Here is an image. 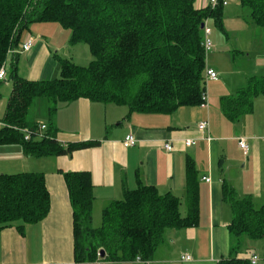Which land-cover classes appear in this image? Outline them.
I'll return each mask as SVG.
<instances>
[{
	"label": "trees",
	"instance_id": "obj_1",
	"mask_svg": "<svg viewBox=\"0 0 264 264\" xmlns=\"http://www.w3.org/2000/svg\"><path fill=\"white\" fill-rule=\"evenodd\" d=\"M241 2L250 8L251 21L264 27V0ZM224 7L198 8L195 0H0V67L9 47H18L22 33L35 22L60 23L71 30L72 43L89 44L94 56L89 66L61 59L58 78L33 80L19 73L14 55L8 67L13 88L3 118L5 125L0 129V144L20 143L25 154L36 157L71 154L96 144L81 141L66 146L56 138L58 108L79 98L149 113H172L181 106L201 105L208 56L202 45L201 24L214 17L223 27ZM260 94H264V75L252 76L236 94L221 98L222 110L229 119H239L252 112L254 99ZM39 97L50 103L43 138L34 136L39 124L28 120L29 109ZM23 129L32 131L30 140L24 139ZM187 172L186 216L180 212L176 195L160 194L155 186L142 184L107 205L99 227L92 224L95 195L91 172H66L75 259H152L167 229L198 222L199 182L192 161ZM224 197L232 208V234L264 236V205L257 206L251 195L240 196L226 182ZM51 202L44 173L0 175V228L18 221L24 225L43 220ZM219 264L252 263L250 257L232 255Z\"/></svg>",
	"mask_w": 264,
	"mask_h": 264
},
{
	"label": "crops",
	"instance_id": "obj_2",
	"mask_svg": "<svg viewBox=\"0 0 264 264\" xmlns=\"http://www.w3.org/2000/svg\"><path fill=\"white\" fill-rule=\"evenodd\" d=\"M195 3L198 8H204L209 0H195ZM55 29L61 27L57 24ZM25 31L19 45L29 35ZM41 32L37 36L28 32L35 37V43L31 50L17 54L18 71L28 79L49 80L60 71L59 50L54 53L59 44L52 45L46 36L49 32L45 29ZM208 57L206 65L219 73L217 64H211ZM262 75L264 64L232 81L219 73L218 79L206 83L208 105H185L172 113L130 111L127 105L88 98L64 103L54 118L59 142L66 146L81 141L97 142L71 154L36 157L25 154L20 143L0 144V175L42 172L52 197L50 212L43 220L24 225L18 221L0 228V263L95 264L75 259L73 208L66 172H91L95 195L92 224L107 205L122 199L126 190L142 184L155 186L160 194L176 195L181 202L180 212L186 216L189 161L195 165L199 182L198 222L189 227L167 229L163 243L149 264H219L232 255L250 257L255 251L243 248L245 235L231 233L233 213L224 197V182L240 196L251 195L257 206L264 205V94L255 97L251 113L236 120L224 114L221 98L236 94L250 77ZM6 108L5 103L4 113ZM202 121H208L207 130H199ZM129 133L135 135L137 143L126 147L123 141ZM240 137L247 138L250 147L247 154L239 146ZM188 139L196 143L186 146ZM168 141L174 145L171 151L164 147ZM234 246H240L236 252ZM186 254L192 259L183 260ZM99 262L146 264L137 258L127 261L102 258Z\"/></svg>",
	"mask_w": 264,
	"mask_h": 264
},
{
	"label": "rangeland",
	"instance_id": "obj_3",
	"mask_svg": "<svg viewBox=\"0 0 264 264\" xmlns=\"http://www.w3.org/2000/svg\"><path fill=\"white\" fill-rule=\"evenodd\" d=\"M229 2V5L223 9V27L218 26L214 17L207 20L208 27L212 29L211 38L214 42V48L209 53L208 58L211 64H217V69L222 76L232 81L234 77L252 72L256 70L257 66L264 64V27H259L251 21V10L244 6L241 0H229ZM57 24L62 30L55 29ZM42 29L49 32V35L46 34V36H49L52 45L59 44L54 48V53L59 50L57 59L60 63V65L58 64L60 71L54 78L60 76L61 59L72 58L76 64L81 66L91 64L94 56L89 44L85 42L72 43L71 30L63 27L60 23L35 22L30 25L24 34L33 32L37 36L42 34ZM249 54L250 56H248ZM9 65L10 61L8 67ZM0 82L2 94L0 98V122H2L5 115V103L7 104V97L13 87L9 72L6 79ZM6 90L9 91L6 93ZM49 105L47 98H36L29 109L28 120L31 122L37 121L39 125L44 122L45 124L49 123ZM184 207L186 208L185 202ZM102 215L100 218L94 219L93 226L101 225ZM242 240L243 248L246 251L257 252L260 257L258 264H264V236L251 237L245 235Z\"/></svg>",
	"mask_w": 264,
	"mask_h": 264
},
{
	"label": "built area",
	"instance_id": "obj_4",
	"mask_svg": "<svg viewBox=\"0 0 264 264\" xmlns=\"http://www.w3.org/2000/svg\"><path fill=\"white\" fill-rule=\"evenodd\" d=\"M229 3V0H209V5H211L213 8L214 7H217L219 6L220 4H222L223 6H226L228 5ZM208 20V19H207ZM205 25H204V38H203V42H202V45L204 47V50H205V53H206V56L209 55V53L212 51V49L214 48V42L211 38V34H212V29L210 27H208L207 25V21L204 22ZM35 43V37L31 34L28 35V37L25 39L24 42H22L18 47H9L8 51H7V57L5 59V61L3 62V64L1 65L0 67V81H3L4 79H6V76L8 74V63L9 61L11 60V58L14 56V55H17L18 53L20 52H26V51H29L31 50V48L33 47ZM218 76H219V73L212 67H209L208 65H206L205 67V89L204 91L202 92V105L203 106H206L208 105V92H207V89H206V83H208L209 80H216L218 79ZM4 122H0V129L4 126ZM209 123L208 121H202L199 125H198V128L200 131H204V130H207L208 129V126ZM48 129V124H40L37 128V132L35 133V137L36 138H43L44 135H45V132L47 131ZM24 132V139L25 140H30L31 139V135H32V131L31 130H28V129H23L22 130ZM208 139H211V136H208ZM137 143V139L135 137L134 134L132 133H129L124 141H123V144L126 146V147H130V146H133ZM196 141L195 140H192V139H188L186 140L185 144L186 146H191L193 144H195ZM238 143H239V146L243 149V151L247 154L248 151H249V144L247 142V138L246 137H240L238 139ZM164 147L171 151L174 149V145L172 142L168 141V142H165L164 143ZM205 179L207 181H210V178L209 177H205ZM138 260L140 261H143L145 262L146 264H149V260H145L143 258H141L140 256L137 257ZM183 260H191L192 257L189 255V254H186V255H183L182 257ZM260 260V257L258 255V253H252L251 256H250V261L252 264H258ZM2 264V263H0ZM95 264H100L99 260H97L95 262Z\"/></svg>",
	"mask_w": 264,
	"mask_h": 264
},
{
	"label": "water",
	"instance_id": "obj_5",
	"mask_svg": "<svg viewBox=\"0 0 264 264\" xmlns=\"http://www.w3.org/2000/svg\"><path fill=\"white\" fill-rule=\"evenodd\" d=\"M204 25H205V23H202V24H201V28H204ZM105 254H106L105 250L102 249V251H101V256L104 257Z\"/></svg>",
	"mask_w": 264,
	"mask_h": 264
}]
</instances>
